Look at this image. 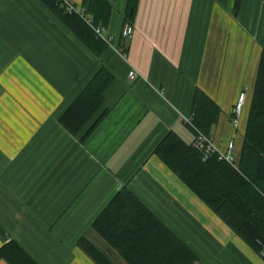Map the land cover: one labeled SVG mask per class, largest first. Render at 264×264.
<instances>
[{
    "label": "crops",
    "instance_id": "crops-1",
    "mask_svg": "<svg viewBox=\"0 0 264 264\" xmlns=\"http://www.w3.org/2000/svg\"><path fill=\"white\" fill-rule=\"evenodd\" d=\"M125 1L95 55L41 0H0V247L16 242L37 264H96L78 245L87 237L125 264L92 223L126 185L203 264H264L154 153L169 131L191 143L184 117L198 89L220 108L212 141L225 150L233 139L239 155L264 49V0H241L236 13L235 0H139L123 37ZM103 64L114 78L103 117L83 138L59 116Z\"/></svg>",
    "mask_w": 264,
    "mask_h": 264
},
{
    "label": "trees",
    "instance_id": "trees-1",
    "mask_svg": "<svg viewBox=\"0 0 264 264\" xmlns=\"http://www.w3.org/2000/svg\"><path fill=\"white\" fill-rule=\"evenodd\" d=\"M41 1L95 55L106 49L107 42L82 17L67 11L62 0ZM138 1L127 0L125 20L129 23L134 19ZM81 5L94 26L109 25L113 0H82ZM240 5L241 0L234 1L235 13ZM113 78L104 64L99 67L59 116L68 131L77 134L84 130V138L95 128L104 115V110L98 111ZM192 103L194 128L210 136L219 117V106L198 89ZM154 153L241 239L259 252L264 244V49L235 165L216 155L203 159L201 152L175 131L163 137ZM92 227L126 264H203L192 248L126 185L98 213ZM78 245L96 264H116L89 238H79ZM1 258L9 264H37L12 241L0 247Z\"/></svg>",
    "mask_w": 264,
    "mask_h": 264
},
{
    "label": "built area",
    "instance_id": "built-area-1",
    "mask_svg": "<svg viewBox=\"0 0 264 264\" xmlns=\"http://www.w3.org/2000/svg\"><path fill=\"white\" fill-rule=\"evenodd\" d=\"M62 2L65 5V8L67 11L74 12L77 15H79L80 17H82L91 27H93L95 33L99 37L103 38L107 43L110 42V40L112 38L110 36L107 37L104 35V33H103L104 27L94 26L92 24L91 18L88 16L87 12L85 11L84 6H82L81 4L75 5L70 0H62ZM133 31H134L133 25L131 23L127 22L122 27L121 35L123 37H129V36H131ZM128 75H129L130 79H134L136 77V72L134 70H130ZM245 99H246V90L244 89V90H241L239 92L237 102H236L235 107L233 109L232 122H233V125L235 127L237 126L238 117L240 115V112H241L242 106L245 102ZM184 120L194 128V126L192 124V112L188 117H184ZM194 130H195V137L191 141V145L201 152L203 159H207L212 155H216L218 159L225 160V161H227L233 165L236 164L237 156L234 155V153H233V151L235 149V147H234L235 144H234L233 139L228 141L227 148L225 150H220L214 144V142L212 141L210 136L204 134L202 131H200L198 129L194 128ZM259 254L261 257L264 258V244H261Z\"/></svg>",
    "mask_w": 264,
    "mask_h": 264
},
{
    "label": "rangeland",
    "instance_id": "rangeland-1",
    "mask_svg": "<svg viewBox=\"0 0 264 264\" xmlns=\"http://www.w3.org/2000/svg\"><path fill=\"white\" fill-rule=\"evenodd\" d=\"M127 1V0H126ZM126 1H125V3H126ZM122 5H123V0H113V11L115 10V11H117V10H120L121 9V7H122ZM233 153H234V155H236L237 156V150L236 149H234V151H233ZM119 257V256H118ZM120 258V257H119ZM122 260V259H121ZM122 262H123V260H122ZM123 263H125V262H123ZM126 264V263H125Z\"/></svg>",
    "mask_w": 264,
    "mask_h": 264
}]
</instances>
